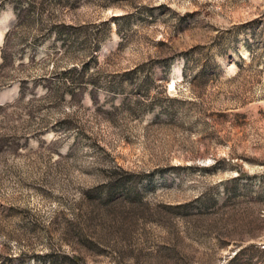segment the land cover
<instances>
[{"label":"rangeland","instance_id":"1","mask_svg":"<svg viewBox=\"0 0 264 264\" xmlns=\"http://www.w3.org/2000/svg\"><path fill=\"white\" fill-rule=\"evenodd\" d=\"M9 31L0 264H264V0H0V64Z\"/></svg>","mask_w":264,"mask_h":264},{"label":"trees","instance_id":"2","mask_svg":"<svg viewBox=\"0 0 264 264\" xmlns=\"http://www.w3.org/2000/svg\"><path fill=\"white\" fill-rule=\"evenodd\" d=\"M11 31L6 34L5 43L2 48V63L0 64V70L5 68L10 63L9 55V41H10ZM21 94H23V88L20 89Z\"/></svg>","mask_w":264,"mask_h":264},{"label":"bare ground","instance_id":"3","mask_svg":"<svg viewBox=\"0 0 264 264\" xmlns=\"http://www.w3.org/2000/svg\"><path fill=\"white\" fill-rule=\"evenodd\" d=\"M179 78V77H178ZM175 88V81L173 80L172 83L170 84V90Z\"/></svg>","mask_w":264,"mask_h":264}]
</instances>
